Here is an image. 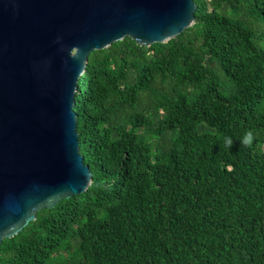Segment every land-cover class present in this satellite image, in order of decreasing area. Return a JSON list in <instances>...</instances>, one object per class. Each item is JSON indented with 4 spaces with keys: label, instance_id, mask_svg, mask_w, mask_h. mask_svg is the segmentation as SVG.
Returning a JSON list of instances; mask_svg holds the SVG:
<instances>
[{
    "label": "trees",
    "instance_id": "16d2710c",
    "mask_svg": "<svg viewBox=\"0 0 264 264\" xmlns=\"http://www.w3.org/2000/svg\"><path fill=\"white\" fill-rule=\"evenodd\" d=\"M194 2L166 42L89 53L91 184L4 238L0 264H264V0Z\"/></svg>",
    "mask_w": 264,
    "mask_h": 264
},
{
    "label": "water",
    "instance_id": "95a60500",
    "mask_svg": "<svg viewBox=\"0 0 264 264\" xmlns=\"http://www.w3.org/2000/svg\"><path fill=\"white\" fill-rule=\"evenodd\" d=\"M194 0H0V245L39 210L83 193L76 92L88 55L149 46L195 22Z\"/></svg>",
    "mask_w": 264,
    "mask_h": 264
},
{
    "label": "rangeland",
    "instance_id": "374dc122",
    "mask_svg": "<svg viewBox=\"0 0 264 264\" xmlns=\"http://www.w3.org/2000/svg\"><path fill=\"white\" fill-rule=\"evenodd\" d=\"M66 263V259L65 258H61V260L59 261L58 264H65Z\"/></svg>",
    "mask_w": 264,
    "mask_h": 264
},
{
    "label": "clouds",
    "instance_id": "9594fccd",
    "mask_svg": "<svg viewBox=\"0 0 264 264\" xmlns=\"http://www.w3.org/2000/svg\"><path fill=\"white\" fill-rule=\"evenodd\" d=\"M226 144H231V140H226Z\"/></svg>",
    "mask_w": 264,
    "mask_h": 264
}]
</instances>
